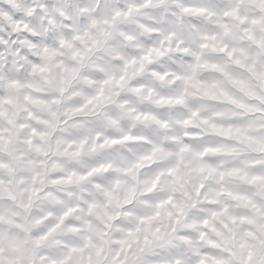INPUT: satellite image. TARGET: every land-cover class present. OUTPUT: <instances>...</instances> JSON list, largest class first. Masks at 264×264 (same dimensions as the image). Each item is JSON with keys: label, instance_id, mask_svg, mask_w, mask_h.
Listing matches in <instances>:
<instances>
[{"label": "clouds", "instance_id": "1", "mask_svg": "<svg viewBox=\"0 0 264 264\" xmlns=\"http://www.w3.org/2000/svg\"><path fill=\"white\" fill-rule=\"evenodd\" d=\"M0 264H264V0H0Z\"/></svg>", "mask_w": 264, "mask_h": 264}]
</instances>
